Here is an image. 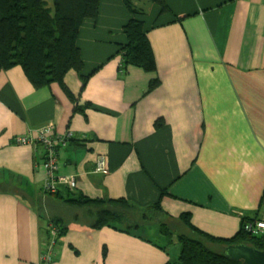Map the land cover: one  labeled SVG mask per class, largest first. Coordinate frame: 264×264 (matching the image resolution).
Segmentation results:
<instances>
[{
	"label": "crops",
	"instance_id": "obj_1",
	"mask_svg": "<svg viewBox=\"0 0 264 264\" xmlns=\"http://www.w3.org/2000/svg\"><path fill=\"white\" fill-rule=\"evenodd\" d=\"M147 1L149 12L141 1L136 5L148 29L154 74L133 66L119 70L122 28L130 18L121 0H103L97 19L80 27L77 46L90 74L83 87L73 71L65 82L78 106L98 111L75 110L56 83L32 88L19 68L0 72V184L22 192L0 189V264H43L52 219L67 230L55 239L48 264H165L179 256L138 232L92 230L86 210L46 195L41 148L13 139L37 137L48 123L70 135L56 173L75 176L73 194L124 199L142 213L157 203L166 215L151 210L144 223L185 233L171 231L170 241L190 234L178 219L182 214L221 239L234 237L243 219L264 221V0H165L161 16ZM156 79L160 85L150 92ZM98 156L107 163L103 178L93 173ZM40 196L54 209L79 210L75 220L88 222L67 226L57 213L44 227Z\"/></svg>",
	"mask_w": 264,
	"mask_h": 264
},
{
	"label": "trees",
	"instance_id": "obj_2",
	"mask_svg": "<svg viewBox=\"0 0 264 264\" xmlns=\"http://www.w3.org/2000/svg\"><path fill=\"white\" fill-rule=\"evenodd\" d=\"M102 1L51 0L49 5L46 0H0V72L19 68L32 88L40 89L56 83L75 105V110L83 112L86 108H92L98 111L91 105H77L78 98L66 85L65 77L68 72H75L82 87L89 77L90 73H84L77 36L84 21L97 19ZM139 1L121 0L130 18L122 28L125 41L118 48L121 58L119 70L133 66L144 73L154 74L156 63L147 39L148 29L140 19L143 14L136 5ZM151 1L158 16L167 12L165 0ZM159 85V80H152L148 90L151 92ZM4 186L0 184V188ZM73 193L62 188L56 193L46 194L66 205L86 210L92 219V230L107 227L122 233H136L137 236L136 230L146 225L148 214L152 215L149 211H154V215L165 214L157 203L142 213L124 199H89ZM261 202H264V192ZM178 219L190 230L191 235H178L181 247L179 256L176 261H167L165 264H243L217 252L237 244L264 252V235L255 236L243 229L249 219L242 220L240 229L231 239L212 237L197 230L188 214H182ZM48 223L56 230L55 239L63 236L67 230L60 221L52 220ZM159 223L161 232L170 241L171 230L165 223ZM155 246L165 249V246ZM105 258L106 249L103 248L102 260Z\"/></svg>",
	"mask_w": 264,
	"mask_h": 264
},
{
	"label": "built area",
	"instance_id": "obj_3",
	"mask_svg": "<svg viewBox=\"0 0 264 264\" xmlns=\"http://www.w3.org/2000/svg\"><path fill=\"white\" fill-rule=\"evenodd\" d=\"M166 22H161L160 25H165ZM70 139V135L63 134L59 135L54 131V125L48 123L43 127L37 137H32L29 135H22L14 137V143L16 145H27L32 144L38 146L42 150V162L40 164L41 168L46 172L47 177L45 180V185L43 191L45 193H56L59 189H66L69 191H74L76 189V179L75 176H59L57 171V160L61 155L62 148L66 145L67 141ZM93 173L99 178H103L107 174V163L103 156H98L94 166ZM245 232L250 233L255 236H261L264 234V221L260 220H249L243 225ZM48 240L42 249L41 261L43 264L50 263L52 259L51 247L54 245L56 230L52 227V224L47 225Z\"/></svg>",
	"mask_w": 264,
	"mask_h": 264
},
{
	"label": "rangeland",
	"instance_id": "obj_4",
	"mask_svg": "<svg viewBox=\"0 0 264 264\" xmlns=\"http://www.w3.org/2000/svg\"><path fill=\"white\" fill-rule=\"evenodd\" d=\"M141 2L139 3V7L144 10L145 12H149L150 9V4L148 3L147 0H140ZM46 2L50 5L51 4V0H46ZM13 187V186H12ZM10 185L8 186H4L1 187L0 189L3 190H13L14 194L16 195H20L22 196V192L18 189H13ZM12 188V189H11ZM48 197H51L50 195L46 194ZM42 197V196H40ZM25 200H29V196L25 197ZM30 201V200H29ZM43 197L42 200H40V203L38 205L40 214H41V221L42 224H44V227L46 225V218L47 217H51L54 218L55 214L59 213L60 215H62L65 219H64V223L67 226H71V227H81L86 225V221L84 218H80V220L76 221V217L75 215L79 214V210L77 212L71 210L70 208H68L67 206H65L64 204H60L61 207L60 209H54V206L52 204V201L48 200V204H46V202H43ZM31 202V201H30ZM35 206H37V204L35 203ZM53 220V219H52ZM152 221V220H150ZM165 222V221H164ZM90 223V222H88ZM160 226V225H159ZM158 222H150L149 224H147L146 226L140 227L139 229L136 230V232H138L139 235L143 236L145 239L150 240L151 242H154L156 244H163V246H165L169 253L172 254L175 253L176 251L180 252V244L178 242L177 239H175V237L171 238V241H167L165 240L162 235L159 234L158 231ZM170 230L172 232H174L175 234H182L184 233L183 231H181L178 227H172L170 228ZM185 234V233H184ZM191 234V233H190ZM190 234H187L186 236L189 237ZM160 238V239H158ZM216 250V249H215ZM217 252L222 254V250H218Z\"/></svg>",
	"mask_w": 264,
	"mask_h": 264
},
{
	"label": "water",
	"instance_id": "obj_5",
	"mask_svg": "<svg viewBox=\"0 0 264 264\" xmlns=\"http://www.w3.org/2000/svg\"><path fill=\"white\" fill-rule=\"evenodd\" d=\"M222 256L233 261H241L243 264H264V252L244 244L224 247Z\"/></svg>",
	"mask_w": 264,
	"mask_h": 264
}]
</instances>
